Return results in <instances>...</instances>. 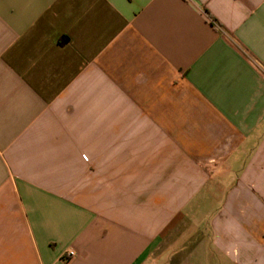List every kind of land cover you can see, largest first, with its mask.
Here are the masks:
<instances>
[{"label": "crops", "instance_id": "crops-1", "mask_svg": "<svg viewBox=\"0 0 264 264\" xmlns=\"http://www.w3.org/2000/svg\"><path fill=\"white\" fill-rule=\"evenodd\" d=\"M0 264H264V0H0Z\"/></svg>", "mask_w": 264, "mask_h": 264}, {"label": "built area", "instance_id": "built-area-1", "mask_svg": "<svg viewBox=\"0 0 264 264\" xmlns=\"http://www.w3.org/2000/svg\"><path fill=\"white\" fill-rule=\"evenodd\" d=\"M69 253H70V256H74L75 255V250H70Z\"/></svg>", "mask_w": 264, "mask_h": 264}]
</instances>
